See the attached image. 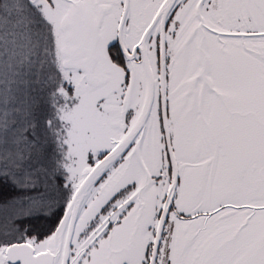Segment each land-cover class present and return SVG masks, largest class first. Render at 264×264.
<instances>
[{
  "label": "snow or ice",
  "instance_id": "1",
  "mask_svg": "<svg viewBox=\"0 0 264 264\" xmlns=\"http://www.w3.org/2000/svg\"><path fill=\"white\" fill-rule=\"evenodd\" d=\"M0 264H264V0H0Z\"/></svg>",
  "mask_w": 264,
  "mask_h": 264
}]
</instances>
